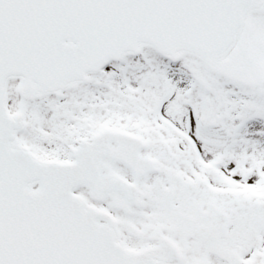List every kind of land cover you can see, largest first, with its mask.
<instances>
[{"label": "snow or ice", "instance_id": "obj_1", "mask_svg": "<svg viewBox=\"0 0 264 264\" xmlns=\"http://www.w3.org/2000/svg\"><path fill=\"white\" fill-rule=\"evenodd\" d=\"M0 264H264V0H0Z\"/></svg>", "mask_w": 264, "mask_h": 264}]
</instances>
